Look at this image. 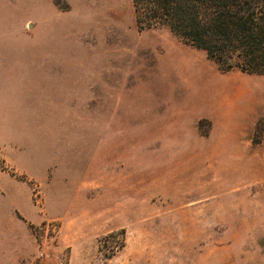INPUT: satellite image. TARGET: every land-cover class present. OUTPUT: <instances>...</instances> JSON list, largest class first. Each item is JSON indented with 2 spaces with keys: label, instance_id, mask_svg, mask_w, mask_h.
<instances>
[{
  "label": "rangeland",
  "instance_id": "obj_1",
  "mask_svg": "<svg viewBox=\"0 0 264 264\" xmlns=\"http://www.w3.org/2000/svg\"><path fill=\"white\" fill-rule=\"evenodd\" d=\"M0 264H264V75L133 0H0Z\"/></svg>",
  "mask_w": 264,
  "mask_h": 264
},
{
  "label": "trees",
  "instance_id": "obj_2",
  "mask_svg": "<svg viewBox=\"0 0 264 264\" xmlns=\"http://www.w3.org/2000/svg\"><path fill=\"white\" fill-rule=\"evenodd\" d=\"M139 29L163 26L222 72L264 75V0H133ZM112 232L106 240L115 237ZM113 249V248H112Z\"/></svg>",
  "mask_w": 264,
  "mask_h": 264
}]
</instances>
